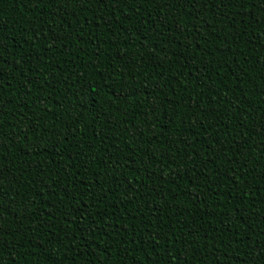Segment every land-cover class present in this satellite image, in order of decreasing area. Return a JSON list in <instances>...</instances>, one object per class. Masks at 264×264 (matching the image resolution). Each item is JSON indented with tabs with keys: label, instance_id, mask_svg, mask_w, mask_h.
<instances>
[{
	"label": "trees",
	"instance_id": "16d2710c",
	"mask_svg": "<svg viewBox=\"0 0 264 264\" xmlns=\"http://www.w3.org/2000/svg\"><path fill=\"white\" fill-rule=\"evenodd\" d=\"M0 124V264H264L258 0H0Z\"/></svg>",
	"mask_w": 264,
	"mask_h": 264
},
{
	"label": "snow or ice",
	"instance_id": "6c2138e0",
	"mask_svg": "<svg viewBox=\"0 0 264 264\" xmlns=\"http://www.w3.org/2000/svg\"><path fill=\"white\" fill-rule=\"evenodd\" d=\"M37 2L42 3L43 0H37ZM166 2L170 3L171 0H166ZM191 2L193 4V6H195L196 3H199V0H191ZM209 2H211V0H209ZM216 2H217V6L223 5L226 8V7L229 6V4H233V3H237V2L243 3L244 0H216ZM258 3L259 4H264V0H258ZM205 6H207V5H205ZM2 128H3V125L0 124V136H2L4 134L3 131H2ZM3 198H4L3 197V193H0V200H3Z\"/></svg>",
	"mask_w": 264,
	"mask_h": 264
}]
</instances>
